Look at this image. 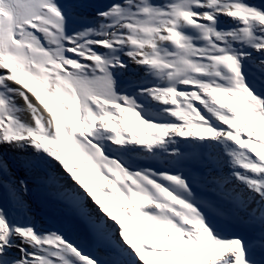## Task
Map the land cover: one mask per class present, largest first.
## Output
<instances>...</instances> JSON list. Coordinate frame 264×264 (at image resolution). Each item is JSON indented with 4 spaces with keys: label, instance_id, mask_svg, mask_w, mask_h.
Masks as SVG:
<instances>
[{
    "label": "snow or ice",
    "instance_id": "1",
    "mask_svg": "<svg viewBox=\"0 0 264 264\" xmlns=\"http://www.w3.org/2000/svg\"><path fill=\"white\" fill-rule=\"evenodd\" d=\"M0 264H264V0H0Z\"/></svg>",
    "mask_w": 264,
    "mask_h": 264
},
{
    "label": "bare ground",
    "instance_id": "2",
    "mask_svg": "<svg viewBox=\"0 0 264 264\" xmlns=\"http://www.w3.org/2000/svg\"><path fill=\"white\" fill-rule=\"evenodd\" d=\"M251 2H254V3H259V0H251ZM230 22L227 20V18H225V24L224 26H227ZM141 166H148V162L146 161L144 164H142ZM155 167H166L165 165L163 164H156ZM72 183V182H71ZM39 216L42 218V217H46L47 215L44 213V211H40V214ZM43 219V218H42ZM71 222L75 225H77V222H75V220H71ZM79 226V225H78ZM83 232V235L79 236L73 232H67L73 239H76L79 243H81L86 249V245L90 243V239L86 238V235H87V232L82 230ZM95 249L96 251V248H93Z\"/></svg>",
    "mask_w": 264,
    "mask_h": 264
},
{
    "label": "rangeland",
    "instance_id": "3",
    "mask_svg": "<svg viewBox=\"0 0 264 264\" xmlns=\"http://www.w3.org/2000/svg\"><path fill=\"white\" fill-rule=\"evenodd\" d=\"M101 1L103 2V0H101ZM96 2H100V0H96ZM34 199L36 200V202H35L36 207H40L44 210H49V205L46 203L45 198L40 196L39 193L34 197ZM47 215H49L50 217H53V213H47ZM54 221H55V223H57L58 221H64V220L55 218ZM45 222L48 224H52L50 219H46Z\"/></svg>",
    "mask_w": 264,
    "mask_h": 264
}]
</instances>
